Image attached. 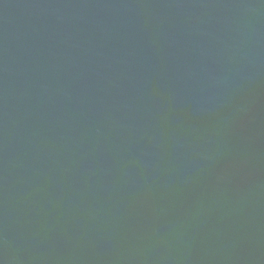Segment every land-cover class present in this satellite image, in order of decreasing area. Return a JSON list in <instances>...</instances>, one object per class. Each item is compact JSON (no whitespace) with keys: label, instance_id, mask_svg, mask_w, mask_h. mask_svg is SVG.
Segmentation results:
<instances>
[{"label":"water","instance_id":"1","mask_svg":"<svg viewBox=\"0 0 264 264\" xmlns=\"http://www.w3.org/2000/svg\"><path fill=\"white\" fill-rule=\"evenodd\" d=\"M0 264H264V0H0Z\"/></svg>","mask_w":264,"mask_h":264}]
</instances>
